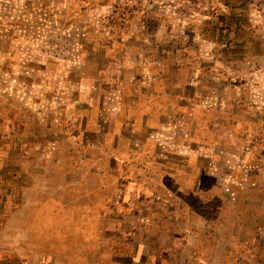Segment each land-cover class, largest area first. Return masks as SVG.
<instances>
[{
	"label": "rangeland",
	"instance_id": "obj_1",
	"mask_svg": "<svg viewBox=\"0 0 264 264\" xmlns=\"http://www.w3.org/2000/svg\"><path fill=\"white\" fill-rule=\"evenodd\" d=\"M0 15V264H264V0Z\"/></svg>",
	"mask_w": 264,
	"mask_h": 264
},
{
	"label": "crops",
	"instance_id": "obj_2",
	"mask_svg": "<svg viewBox=\"0 0 264 264\" xmlns=\"http://www.w3.org/2000/svg\"><path fill=\"white\" fill-rule=\"evenodd\" d=\"M5 137L7 138V136H5ZM1 149H3V148L1 147L0 150ZM6 159H7L6 151L4 152V149H3V151H0V168H2L1 167L2 164H3L2 160H6ZM1 174L2 173H0V210L2 208L7 209V206H9L8 202H7V197H8L7 196V191H6L7 188L5 187L6 186V182L2 180ZM5 178H7V177H5ZM5 178H3V179H5ZM21 205L23 207H26V205H28V204L22 203ZM7 223L8 222L6 221V218L4 220H0V244H2V243H10L9 241H11V239H14V237H15V236L13 237L12 235H5V233H3L2 229L6 227ZM18 225H19V227H17V228H19V230H20V237L22 239V242L31 240V237H32L31 236L32 235L31 224L29 222L25 221L23 224L20 223ZM56 225H57L56 223H52L50 228H54V229L57 230L58 226H56ZM0 261H3L1 259V256H0Z\"/></svg>",
	"mask_w": 264,
	"mask_h": 264
},
{
	"label": "trees",
	"instance_id": "obj_3",
	"mask_svg": "<svg viewBox=\"0 0 264 264\" xmlns=\"http://www.w3.org/2000/svg\"><path fill=\"white\" fill-rule=\"evenodd\" d=\"M40 1V0H39ZM1 16V15H0Z\"/></svg>",
	"mask_w": 264,
	"mask_h": 264
}]
</instances>
